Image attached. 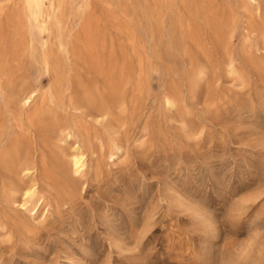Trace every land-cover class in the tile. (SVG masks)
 I'll use <instances>...</instances> for the list:
<instances>
[{
	"label": "rangeland",
	"instance_id": "obj_1",
	"mask_svg": "<svg viewBox=\"0 0 264 264\" xmlns=\"http://www.w3.org/2000/svg\"><path fill=\"white\" fill-rule=\"evenodd\" d=\"M0 86L108 114L55 111L70 195L36 168L19 209L0 169V264H264V0H0Z\"/></svg>",
	"mask_w": 264,
	"mask_h": 264
},
{
	"label": "bare ground",
	"instance_id": "obj_2",
	"mask_svg": "<svg viewBox=\"0 0 264 264\" xmlns=\"http://www.w3.org/2000/svg\"><path fill=\"white\" fill-rule=\"evenodd\" d=\"M47 64L45 61V67ZM67 95H73V100L66 101ZM75 105L85 108L96 125L106 122L108 114L103 101L90 100L83 87L59 86L49 97L34 90L17 101L0 86V169L8 175L2 197L10 205L23 209L34 198L36 184L21 187L20 182L31 178L36 168L45 171L49 166L60 188L69 195L81 187L86 156L78 136L83 134H76L79 129L74 124L59 127L52 120L56 110H78ZM26 142L29 147L25 149ZM22 150L25 151L22 163L14 162Z\"/></svg>",
	"mask_w": 264,
	"mask_h": 264
}]
</instances>
